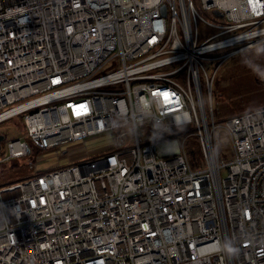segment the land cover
Masks as SVG:
<instances>
[{
    "label": "built area",
    "instance_id": "1",
    "mask_svg": "<svg viewBox=\"0 0 264 264\" xmlns=\"http://www.w3.org/2000/svg\"><path fill=\"white\" fill-rule=\"evenodd\" d=\"M199 3L220 20L195 0H0V123L22 125L0 164L34 169L0 187V264H264V106L220 124L213 102L223 63L264 43V0ZM90 138L97 156L38 169Z\"/></svg>",
    "mask_w": 264,
    "mask_h": 264
},
{
    "label": "rangeland",
    "instance_id": "2",
    "mask_svg": "<svg viewBox=\"0 0 264 264\" xmlns=\"http://www.w3.org/2000/svg\"><path fill=\"white\" fill-rule=\"evenodd\" d=\"M199 10L211 21H219L220 18L206 12L201 7L199 0H195ZM203 33L210 35L216 32L215 28L202 26ZM219 52H215L217 54ZM208 72L211 74L215 67V62H205ZM213 102L215 106V119L224 123V120L232 115L248 111L260 106H264V43L245 50L226 60L219 69L213 87ZM17 123V125H16ZM19 123V124H18ZM143 128H145L143 126ZM22 129L21 123L16 119H10L0 123V133L5 134L7 138L16 136ZM217 136L221 157L225 160H231L234 157V146L228 131L220 126L217 129ZM182 141V136H178ZM88 146L86 158L95 157L103 150L106 141L102 138H90L86 143L79 141L75 143H67L63 146H57L52 149L38 152L39 158L36 163L38 169H46L52 167H64L77 161L82 157L84 152L83 145ZM68 151V157H62L57 152L59 150ZM189 159L194 158L196 165L204 166V157L199 137L194 134L185 144ZM94 150L95 152H92ZM190 152V155H189ZM3 151H0V159ZM27 158H19L14 161H8L0 164V187L26 178L34 173V169L26 163ZM195 166L194 167H198ZM227 170H222L225 176Z\"/></svg>",
    "mask_w": 264,
    "mask_h": 264
},
{
    "label": "water",
    "instance_id": "3",
    "mask_svg": "<svg viewBox=\"0 0 264 264\" xmlns=\"http://www.w3.org/2000/svg\"><path fill=\"white\" fill-rule=\"evenodd\" d=\"M163 8H164V13H165V6H163ZM216 12L219 13L218 10H216ZM5 137H6L5 134H3V133L1 134V133H0V150L2 149V143H3V141L5 140Z\"/></svg>",
    "mask_w": 264,
    "mask_h": 264
},
{
    "label": "trees",
    "instance_id": "4",
    "mask_svg": "<svg viewBox=\"0 0 264 264\" xmlns=\"http://www.w3.org/2000/svg\"><path fill=\"white\" fill-rule=\"evenodd\" d=\"M19 119L22 121V118H21V117H20ZM39 151H40V150H37V151L35 152V155L38 154ZM189 155H190V152H189ZM190 157H191V160H190V161H191V164L193 165V167H194V165H195V166H198V165H196V161L194 162V158L192 159V156H190ZM198 167H199V166H198Z\"/></svg>",
    "mask_w": 264,
    "mask_h": 264
},
{
    "label": "bare ground",
    "instance_id": "5",
    "mask_svg": "<svg viewBox=\"0 0 264 264\" xmlns=\"http://www.w3.org/2000/svg\"><path fill=\"white\" fill-rule=\"evenodd\" d=\"M209 27H210V26H209ZM210 28H211V27H210ZM228 60H229V59H228ZM221 67H222V66H221ZM221 67H220V68H221Z\"/></svg>",
    "mask_w": 264,
    "mask_h": 264
}]
</instances>
